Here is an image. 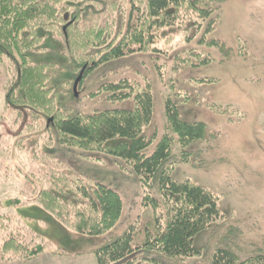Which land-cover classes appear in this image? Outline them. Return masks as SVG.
Returning a JSON list of instances; mask_svg holds the SVG:
<instances>
[{
    "label": "trees",
    "instance_id": "trees-1",
    "mask_svg": "<svg viewBox=\"0 0 264 264\" xmlns=\"http://www.w3.org/2000/svg\"><path fill=\"white\" fill-rule=\"evenodd\" d=\"M121 1L127 5L122 6ZM226 1L0 0V69L11 66L15 76L6 98L9 107H14L20 117L37 122L41 133L49 134L47 146L55 143L90 161L108 156L121 170L142 178L145 185L155 180L160 191L161 202L146 198L161 209L156 210L153 225L144 227L143 240L134 246V226L123 235L113 233L123 214L119 193L88 182L75 167L68 166L70 172L51 171L53 189L40 192L41 208L66 229L101 239L94 252L98 264H135L144 249L174 259L199 256L202 249L196 247L195 239L224 219L217 194L192 180H174V164H168L175 159L193 162L204 151L202 145L217 135L202 121L183 119L180 105L168 98L164 112L166 132L149 156L156 135L148 139L144 131L155 118L153 85L138 71L136 75L128 73L132 68L124 61L149 55L159 73L156 61L165 53L159 42H170L171 37L181 35L185 42L182 53L187 58L182 59L179 69L213 62L214 58L204 57L199 47L217 50L222 56L220 62L227 61L234 48L215 33ZM243 39L238 36L237 44L245 46ZM54 41L61 46L72 82L84 68L79 84L96 72L104 73L99 90L108 107L73 114L57 106L49 86L52 64L34 63L31 59L32 53ZM247 41L254 51L253 40ZM181 43L182 40L176 45ZM193 43L196 48H192ZM199 82L216 83L208 78ZM188 96L191 94L185 93L180 103L190 101ZM210 108L219 113L223 107ZM47 152V159H55L48 149ZM57 162L63 163L60 159ZM3 250L9 256L21 255L27 260L40 254V250H24L22 243L12 239ZM208 260L209 264H264V253L251 254L245 247L231 248L225 243L215 248Z\"/></svg>",
    "mask_w": 264,
    "mask_h": 264
},
{
    "label": "rangeland",
    "instance_id": "rangeland-1",
    "mask_svg": "<svg viewBox=\"0 0 264 264\" xmlns=\"http://www.w3.org/2000/svg\"><path fill=\"white\" fill-rule=\"evenodd\" d=\"M221 21L216 36L234 48L223 63L217 50L199 47L204 57L214 58L213 62L204 67L179 69L182 59L187 58L182 53L183 35L171 37L170 42H159L166 53L156 61L159 73L149 55L124 61L132 68L128 73L138 71L153 85L155 118L144 131L148 139L156 135L149 156L166 132L164 112L168 98L180 105L183 119L202 121L217 135L215 140L202 145L204 151L193 162L175 159L168 164H174V180H192L217 194L224 214L216 227L195 239L196 247L202 249L201 255L174 259L144 249L135 264H209L212 251L225 243L231 248L245 247L251 254L264 253V0H228L223 5ZM238 36L244 38L245 46L237 44ZM245 38L253 40L254 51ZM180 40L182 43L176 45ZM44 47L32 53L31 59L34 63L52 64L53 80L49 86L59 108L73 114H89L108 107L99 90L104 73L96 72L84 80L75 94L59 42ZM177 54L180 56L176 57ZM7 70L0 69V264H98L94 252L102 240L66 229L40 206V192L53 189L50 174L54 170L63 173L75 167L88 182L103 184L119 193L123 214L113 233L120 236L134 226L132 244L141 242L144 227L153 225L155 212L161 209L146 200L152 197L161 202L156 181L145 185L142 178L121 170L108 156L90 161L55 143L47 146L49 134L41 133L37 122L20 117L14 107H9L6 98L15 76L11 66ZM206 78L216 83L199 82ZM185 93L191 96L183 104L180 101ZM210 106L223 108L216 113ZM47 149L57 160L46 158ZM59 159L63 161L60 165ZM11 239L22 243L24 250H40V254L29 260L21 255L9 256L3 247Z\"/></svg>",
    "mask_w": 264,
    "mask_h": 264
},
{
    "label": "water",
    "instance_id": "water-1",
    "mask_svg": "<svg viewBox=\"0 0 264 264\" xmlns=\"http://www.w3.org/2000/svg\"><path fill=\"white\" fill-rule=\"evenodd\" d=\"M84 71H85V68L79 73V78L75 81L74 83V93L77 94V90L79 88V83L80 81L82 80L83 76H84ZM51 121V119H50Z\"/></svg>",
    "mask_w": 264,
    "mask_h": 264
}]
</instances>
